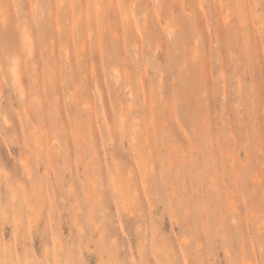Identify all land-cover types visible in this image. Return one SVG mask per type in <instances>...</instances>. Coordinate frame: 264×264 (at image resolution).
Returning <instances> with one entry per match:
<instances>
[{"label": "rangeland", "instance_id": "rangeland-1", "mask_svg": "<svg viewBox=\"0 0 264 264\" xmlns=\"http://www.w3.org/2000/svg\"><path fill=\"white\" fill-rule=\"evenodd\" d=\"M0 264H264V0H0Z\"/></svg>", "mask_w": 264, "mask_h": 264}, {"label": "bare ground", "instance_id": "bare-ground-1", "mask_svg": "<svg viewBox=\"0 0 264 264\" xmlns=\"http://www.w3.org/2000/svg\"><path fill=\"white\" fill-rule=\"evenodd\" d=\"M164 7H165V6H164ZM256 11H259V10H256ZM164 14H165V13H164ZM172 31H173V30H172ZM171 34H172V32H171ZM118 185H120V183H119ZM124 193H125V192H124ZM124 193H123V194H124ZM126 198H127V197H126ZM123 199L125 200V197H124ZM125 201H126V200H125Z\"/></svg>", "mask_w": 264, "mask_h": 264}]
</instances>
